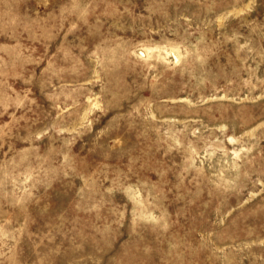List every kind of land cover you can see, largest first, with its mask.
I'll return each instance as SVG.
<instances>
[{
    "label": "rangeland",
    "instance_id": "obj_1",
    "mask_svg": "<svg viewBox=\"0 0 264 264\" xmlns=\"http://www.w3.org/2000/svg\"><path fill=\"white\" fill-rule=\"evenodd\" d=\"M0 264H264V0H0Z\"/></svg>",
    "mask_w": 264,
    "mask_h": 264
}]
</instances>
